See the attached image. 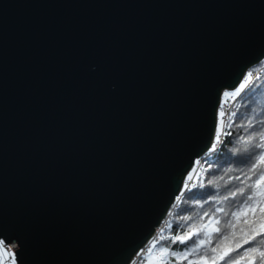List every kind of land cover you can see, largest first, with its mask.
<instances>
[{
    "label": "water",
    "instance_id": "obj_1",
    "mask_svg": "<svg viewBox=\"0 0 264 264\" xmlns=\"http://www.w3.org/2000/svg\"><path fill=\"white\" fill-rule=\"evenodd\" d=\"M262 59L264 0H0L4 258L131 264Z\"/></svg>",
    "mask_w": 264,
    "mask_h": 264
},
{
    "label": "trees",
    "instance_id": "obj_2",
    "mask_svg": "<svg viewBox=\"0 0 264 264\" xmlns=\"http://www.w3.org/2000/svg\"><path fill=\"white\" fill-rule=\"evenodd\" d=\"M262 62L263 60L249 69L246 80L249 79L248 74H252ZM224 102H230L231 109L222 119L220 118L221 125L217 131L220 133V142L217 143L215 139V150L211 148L202 155L197 166L188 173L180 197L170 208L165 226L159 232L160 237L165 238L175 235L183 236L187 235L189 226L198 228L201 224L209 225L214 219V227L207 229L211 243L202 245L197 253H190L187 257H183L180 254L186 250L185 245H191L193 239L199 240L204 237L202 235L191 237L185 245H180L177 241L176 244L171 245L169 252L176 251L178 256L171 257L168 253L160 251L161 247L167 248L170 241L159 240L153 251L161 261L160 264H189L190 261L191 264H228V261L233 258H235L233 264H259L258 253H249L243 259L241 256L246 248L256 247L264 250V227H262L264 212L260 211L264 208V195L261 194L264 193V183L257 185V195L251 207L239 210L235 227L230 229V233H235L234 236L229 234L228 239L221 240L219 234L211 229L223 228L226 220L223 213L213 215L216 208L223 207L226 211L234 210L230 207L231 201L221 203L220 200H213L212 197L235 191L237 186L241 185V181L245 184L255 183L259 179V172L257 175H251L249 168L253 161L256 162L257 169H264V161L259 160L264 149L255 147L264 143V140L260 138V134L264 133V69L256 75L252 74L250 82L236 98L222 99V103ZM249 121H251V127L248 126ZM229 123H231L230 128L227 127ZM229 132L231 135L224 134ZM190 175L191 180L188 178ZM229 176L233 177L231 182H229ZM236 176H240L241 179H235ZM246 176H251V179H245ZM209 180L214 183L209 184ZM248 194L245 193V195ZM236 199L239 200L241 197L237 196ZM205 212L208 213L207 216L204 215ZM186 216H191L192 220L181 219ZM257 233L261 235L256 236ZM253 236H256L255 240L252 239ZM245 239L249 240V244L244 243ZM237 244L241 247L237 248ZM213 248L215 252L211 251ZM165 257L168 259L165 260Z\"/></svg>",
    "mask_w": 264,
    "mask_h": 264
},
{
    "label": "snow or ice",
    "instance_id": "obj_3",
    "mask_svg": "<svg viewBox=\"0 0 264 264\" xmlns=\"http://www.w3.org/2000/svg\"><path fill=\"white\" fill-rule=\"evenodd\" d=\"M248 75H249V79L245 80L243 83H241L240 87L235 92L225 93V95L232 97L233 99L235 98L236 95H239L240 91L243 90L245 88V86L250 82L252 74L249 73ZM224 114L225 113L222 110L220 113L221 117H223ZM248 126L251 127V121H249ZM227 127L230 128L231 123H229L227 125ZM224 134L231 135L230 132L224 133ZM215 135H216V141H217V143H219L220 142V133L217 132ZM260 138H261V140H264V133L260 134ZM250 139H254V137H250ZM255 147H257L259 149H264V143H260V144L256 145ZM212 150L213 151L215 150V145H213ZM259 160L264 161V153L260 154ZM197 163H199V161ZM209 166H211V165H209ZM229 171H231V170H229ZM249 171L251 172V175H253V176L257 175V172H259V179L255 183L245 184L244 181H241V185L237 186L235 191H230L228 194H225L223 196H213L212 197L213 200H220L221 203L231 201L232 203L230 204V207L234 209L232 211H226L225 208L218 207L213 212V215H215L216 213H223L224 217L226 218L225 223L223 225V228L211 229V231H214L215 233L219 234V239H221V240L228 239L229 234H231L232 236L235 235L234 232L230 233V229L235 227V221L237 219V216L239 215V210L242 208L251 207V205H252V203H253L256 195H257V192H256L257 185L264 183V169H257L255 161H253L252 166L249 168ZM188 178H189V180H191L192 179L191 175ZM221 179H223V177H221ZM228 179H229V182H231L233 177L229 176ZM235 179L240 180L241 177L236 176ZM245 179L250 180L251 176H246ZM208 183L212 184V183H214V181L209 180ZM185 188H187V185H185ZM246 192L249 194L245 195ZM261 194L264 195V193H261ZM237 196L241 197V199L237 200L236 199ZM197 203H199V201H197ZM253 211H254V209H253ZM260 211L264 212V208H261ZM204 215L207 216L208 213L205 212ZM181 219L192 220V217L186 216V217H181ZM217 222H219V221H217ZM262 227H264V225H262ZM208 228H209V225H206V224H201L200 227H198V228H194L192 226H189L188 231H187V235H183V236L182 235H175V236L167 237V238L161 236L159 238V240L167 239L170 241V244L167 248L161 247L160 251L162 253H168V255L171 257H177L178 253L176 251L169 252V249H170L172 244H176L178 241L180 245H185V242L188 239H190L191 237L202 235L204 237L203 239H199V240L193 239L191 245H185L186 250L183 251L180 255H182L183 257H187L190 253H197L202 245H206V244L211 243V239L208 236V231H207ZM259 235H261V234L260 233L256 234V236H259ZM256 236H253L252 239L255 240ZM157 243H159V241H153L151 247H155V245ZM244 243L249 244V240L245 239ZM236 247L240 248L241 246L239 244H237ZM149 251H151V248L149 249ZM211 251L215 252V248L211 249ZM233 251H235V249H233ZM5 252H6L5 249L0 248V264H2V261L4 258L3 254ZM249 253H258L259 264H264V250H260L256 247L246 248L243 251V255L241 256V259H243V257L248 256ZM205 254H207V253H205ZM9 255H14V254H9ZM225 255H227V253H225ZM167 259H168V257H165V260H167ZM221 259H223V257H221ZM234 259L235 258H233V260ZM233 260H229L228 264H233ZM12 264H15L14 260L12 261ZM189 264H191V261L189 262Z\"/></svg>",
    "mask_w": 264,
    "mask_h": 264
},
{
    "label": "rangeland",
    "instance_id": "obj_4",
    "mask_svg": "<svg viewBox=\"0 0 264 264\" xmlns=\"http://www.w3.org/2000/svg\"><path fill=\"white\" fill-rule=\"evenodd\" d=\"M258 66H259V67H258L255 71L252 72L253 75H256L257 71H258L259 69H261V68L264 66V61H263L261 64H259ZM250 68H251V67H250ZM250 68H249V69H250ZM249 69L246 71V74L248 73ZM259 71H260V70H259ZM258 73H259V72H258ZM245 80H246V79H242V80L239 82V84H238L236 87L232 88V89H225V90H223L222 95H221V98L224 99V100H227V99H229V98H232V97L226 96L225 93L235 92V91L240 87V84L243 83ZM242 91H243V90H241L240 93H241ZM240 93H239V94H240ZM237 96H238V95H236L235 98H236ZM220 108H221V109L224 111V113H225V105L220 106ZM220 108H219V109H220ZM220 113H221V112H220ZM220 113H219V116L221 117ZM224 115H225V114H224ZM222 118H223V117H221V119H222ZM221 119H220V118L218 119L219 125H221V124H220ZM219 120H220V121H219ZM219 125H218V128L220 129V126H219ZM197 162H198V161H197ZM197 162H196V164H195L196 166H197V164H198ZM196 166H195V167H196ZM195 167H194V168H195ZM194 168H193V169H194ZM162 226H165V221L162 223ZM209 227H210V228L214 227V219L211 220V222L209 223ZM162 228H163V227H162ZM162 228L159 229V232H160V230H161ZM159 232L157 233V236L153 239V241H159V238H160V234H159ZM153 241H152L151 244L148 246V248L143 252V256L141 257L140 262L135 263V264H156V263H159V264H160V263H161V261L158 259V257L155 255V253H154V251H153V248H154V247H151ZM150 248H151V251H149Z\"/></svg>",
    "mask_w": 264,
    "mask_h": 264
},
{
    "label": "built area",
    "instance_id": "obj_5",
    "mask_svg": "<svg viewBox=\"0 0 264 264\" xmlns=\"http://www.w3.org/2000/svg\"><path fill=\"white\" fill-rule=\"evenodd\" d=\"M258 72H260V71H258ZM230 109H231V105H226L225 106V114H227V113H229V111H230ZM145 251V249H142L134 258H133V260H132V262H131V264H135V263H138V262H140V260H141V257H142V255H143V252Z\"/></svg>",
    "mask_w": 264,
    "mask_h": 264
},
{
    "label": "bare ground",
    "instance_id": "obj_6",
    "mask_svg": "<svg viewBox=\"0 0 264 264\" xmlns=\"http://www.w3.org/2000/svg\"><path fill=\"white\" fill-rule=\"evenodd\" d=\"M11 249V248H10ZM8 250V249H7ZM9 251V250H8ZM8 251H6L8 253ZM5 259V262H4ZM2 264H11V262L7 261L6 258H3Z\"/></svg>",
    "mask_w": 264,
    "mask_h": 264
}]
</instances>
